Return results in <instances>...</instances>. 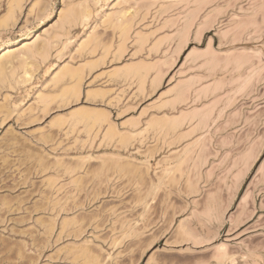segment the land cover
I'll return each mask as SVG.
<instances>
[{
  "label": "rangeland",
  "instance_id": "1",
  "mask_svg": "<svg viewBox=\"0 0 264 264\" xmlns=\"http://www.w3.org/2000/svg\"><path fill=\"white\" fill-rule=\"evenodd\" d=\"M0 264H264V0H0Z\"/></svg>",
  "mask_w": 264,
  "mask_h": 264
},
{
  "label": "bare ground",
  "instance_id": "2",
  "mask_svg": "<svg viewBox=\"0 0 264 264\" xmlns=\"http://www.w3.org/2000/svg\"><path fill=\"white\" fill-rule=\"evenodd\" d=\"M0 66H1V64H0Z\"/></svg>",
  "mask_w": 264,
  "mask_h": 264
}]
</instances>
